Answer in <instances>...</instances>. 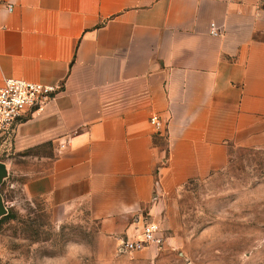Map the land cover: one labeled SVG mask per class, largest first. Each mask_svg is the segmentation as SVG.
I'll return each mask as SVG.
<instances>
[{"label":"crops","instance_id":"obj_1","mask_svg":"<svg viewBox=\"0 0 264 264\" xmlns=\"http://www.w3.org/2000/svg\"><path fill=\"white\" fill-rule=\"evenodd\" d=\"M0 3V86H62L0 147L50 146L47 196L87 202L105 229L172 223L181 187L226 167L233 147L264 146V0Z\"/></svg>","mask_w":264,"mask_h":264},{"label":"rangeland","instance_id":"obj_2","mask_svg":"<svg viewBox=\"0 0 264 264\" xmlns=\"http://www.w3.org/2000/svg\"><path fill=\"white\" fill-rule=\"evenodd\" d=\"M11 147H0V264H264V146L233 147L226 167L181 187L177 219H160L164 244L133 253L120 251L126 233L105 229L87 202L47 196L38 178L55 157L50 146ZM130 221L137 231L149 218Z\"/></svg>","mask_w":264,"mask_h":264},{"label":"built area","instance_id":"obj_3","mask_svg":"<svg viewBox=\"0 0 264 264\" xmlns=\"http://www.w3.org/2000/svg\"><path fill=\"white\" fill-rule=\"evenodd\" d=\"M1 5L0 3V7ZM6 8L10 11L13 6L6 4ZM211 34L219 35L220 33L217 28H213ZM61 90V85L6 78L0 86V134L10 136L14 124L23 118L27 110L32 112L44 110ZM150 122L159 132L165 128L164 122L158 115H153ZM164 242L161 224L156 221H147L132 236L127 235L122 239L120 251L140 252L152 246L160 247Z\"/></svg>","mask_w":264,"mask_h":264},{"label":"water","instance_id":"obj_4","mask_svg":"<svg viewBox=\"0 0 264 264\" xmlns=\"http://www.w3.org/2000/svg\"><path fill=\"white\" fill-rule=\"evenodd\" d=\"M7 175V166L3 161H0V187L3 183L4 177ZM7 213V208L5 206L3 197L0 193V218Z\"/></svg>","mask_w":264,"mask_h":264}]
</instances>
